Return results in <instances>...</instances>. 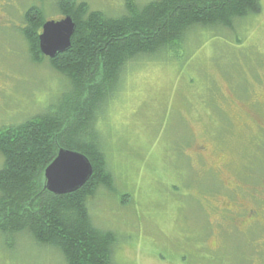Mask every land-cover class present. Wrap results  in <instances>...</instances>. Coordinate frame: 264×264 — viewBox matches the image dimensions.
<instances>
[{
	"label": "rangeland",
	"instance_id": "obj_1",
	"mask_svg": "<svg viewBox=\"0 0 264 264\" xmlns=\"http://www.w3.org/2000/svg\"><path fill=\"white\" fill-rule=\"evenodd\" d=\"M77 1L109 17L126 13L127 0ZM57 4L0 0V16L6 15L0 18V129L58 111L74 93L47 58H33L20 33L33 6L47 21L63 19ZM261 5V14L236 22L234 31L196 28L173 50L129 63L102 107L96 129L114 189L101 187L88 206L93 223L116 235V264H264L257 248L227 234L228 222L214 209L218 198L226 199L218 186L236 173H264V131L255 123L258 115L264 119V0ZM200 146L205 160L195 154ZM3 163L0 154V169ZM0 264L67 262L58 249L25 234L0 235Z\"/></svg>",
	"mask_w": 264,
	"mask_h": 264
},
{
	"label": "trees",
	"instance_id": "obj_2",
	"mask_svg": "<svg viewBox=\"0 0 264 264\" xmlns=\"http://www.w3.org/2000/svg\"><path fill=\"white\" fill-rule=\"evenodd\" d=\"M76 31L71 48L55 59L39 49L47 22L31 7L22 32L37 61L46 59L74 90L61 107L22 124L0 129V235H28L58 249L67 264H116V235L92 221L88 202L101 187L114 189V176L96 129L102 107L113 99L129 63L173 50L196 28L234 31L236 22L262 12L261 0H127L125 14L109 17L86 2L58 0ZM85 155L93 175L80 190L55 195L46 189L45 170L60 149Z\"/></svg>",
	"mask_w": 264,
	"mask_h": 264
},
{
	"label": "flooded vegetation",
	"instance_id": "obj_3",
	"mask_svg": "<svg viewBox=\"0 0 264 264\" xmlns=\"http://www.w3.org/2000/svg\"><path fill=\"white\" fill-rule=\"evenodd\" d=\"M4 17H6L5 14L4 16H0V18ZM26 27L27 25L25 22L24 27H21L20 33L22 35V32L26 29ZM23 38L25 37L23 36ZM252 103H258V106H263V103L259 101H253ZM257 117L258 118L255 123L258 124L259 130L264 131V127H262L264 119L259 115ZM206 152V148L200 146L197 148L195 154L204 159ZM203 164L210 168L209 171H211L214 176H218L220 174L219 168L212 167L208 163ZM235 170L240 171L237 169ZM235 176V179L232 180L231 183H225L218 186L219 193L224 191L221 195H224L226 199L224 200L222 197L218 198L219 200L217 202H219V204L217 203L214 207L215 213L216 215L223 217L224 220L228 222V228L230 230L227 234L231 238L235 240L236 237H240L241 240H243L242 242L257 248L256 255H258L259 259L264 261V173L261 176L242 173L240 177L236 173ZM216 229L217 228H213L212 231L214 232ZM209 230H211V228H209ZM222 232L225 233V230L219 229L217 234L221 236ZM202 247H204V245L202 244L200 246L199 242L198 250L202 249ZM258 251L260 254H258ZM216 256L217 255L213 257L215 262ZM241 257L247 262H254L250 257H246L244 255H241Z\"/></svg>",
	"mask_w": 264,
	"mask_h": 264
},
{
	"label": "water",
	"instance_id": "obj_4",
	"mask_svg": "<svg viewBox=\"0 0 264 264\" xmlns=\"http://www.w3.org/2000/svg\"><path fill=\"white\" fill-rule=\"evenodd\" d=\"M76 23L71 16L60 21H48L39 36L43 56L55 59L71 48ZM93 166L83 154L60 149L57 158L45 170L46 189L55 195L74 193L85 186L93 175Z\"/></svg>",
	"mask_w": 264,
	"mask_h": 264
}]
</instances>
